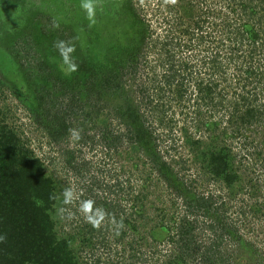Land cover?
I'll return each instance as SVG.
<instances>
[{
  "label": "rangeland",
  "instance_id": "obj_1",
  "mask_svg": "<svg viewBox=\"0 0 264 264\" xmlns=\"http://www.w3.org/2000/svg\"><path fill=\"white\" fill-rule=\"evenodd\" d=\"M95 1L0 0V121L68 186L57 239L78 264H264V125L237 122L244 58L222 36L238 14L227 0H194V18L181 0H106L107 14L89 15ZM129 106L139 122L122 117ZM211 152L232 184L211 173Z\"/></svg>",
  "mask_w": 264,
  "mask_h": 264
},
{
  "label": "trees",
  "instance_id": "obj_2",
  "mask_svg": "<svg viewBox=\"0 0 264 264\" xmlns=\"http://www.w3.org/2000/svg\"><path fill=\"white\" fill-rule=\"evenodd\" d=\"M1 1L7 2L9 0ZM31 1L29 0L26 7L33 10L39 9L34 7L35 2H39L40 5L43 4V0ZM86 1L88 2V0ZM227 1L230 6V13L238 14L239 18L232 24H225L222 36L227 31L226 39L233 44L232 51L235 52L236 56L244 58V64H239L237 68L242 71L240 79H243L245 83L240 91L241 94H238L239 99H234L235 112L238 113L237 122L240 126H251L256 123L264 125V105L254 104L264 101V0ZM181 3L184 12L189 14L190 18H194L196 11L194 0H181ZM91 5L97 15L98 13L100 15L107 14L111 9L110 3L106 0H96ZM130 25L139 26L133 22ZM246 39L248 43H245ZM245 44H248L246 46L248 54L243 51ZM258 53L259 55L255 58ZM216 61H218L217 58L213 59L211 63L215 65L212 68L218 73L223 67L220 61L215 63ZM4 63L6 67L10 66L0 58V64L3 65ZM212 80H207L205 86L200 88L201 92L206 91L208 98H212L213 93L218 88L217 84L212 83ZM227 80L230 81V79ZM200 84L201 86L204 85V81ZM178 92L179 97L182 98L181 89ZM240 106L242 107L241 111H239ZM72 113L74 111L68 109L66 117H70ZM122 117L131 122L140 121L131 106L123 112ZM66 124L64 133L59 134L58 139L63 138L70 129L68 120ZM114 134L111 135L108 144L113 145V143L121 142L122 134ZM128 135L130 133L126 132V138ZM139 135L145 136L148 135V132L140 128ZM35 151L29 140L24 142L14 129L4 125V121H0V264H78L74 260L72 251L68 248L67 241L57 239L52 220V213L55 211L60 198L58 191L61 190L60 192L65 193L68 186L60 185L62 188H59L57 183L59 181L55 178L56 173L52 176L47 174L45 161L39 158ZM68 158L72 159V157ZM159 158L157 155L152 159L154 168L161 165ZM209 169L213 175L222 178L227 185L236 180V176L230 172V167L225 158L218 153H210ZM142 199L145 201L146 195ZM198 204L201 203H197L199 208L204 206L203 203L201 206ZM188 205L190 204L188 203ZM134 227L137 226L134 225ZM164 229L166 230V228ZM190 233L191 229H187L177 232V235L179 237L185 235L182 240L185 245L182 248L189 252V256H193L195 253H193L194 248L191 246L192 242L188 240L189 237L186 240L187 234ZM180 239L171 238L170 241L178 244L181 243ZM214 250L216 251V249ZM169 264L187 263L181 257Z\"/></svg>",
  "mask_w": 264,
  "mask_h": 264
},
{
  "label": "clouds",
  "instance_id": "obj_3",
  "mask_svg": "<svg viewBox=\"0 0 264 264\" xmlns=\"http://www.w3.org/2000/svg\"><path fill=\"white\" fill-rule=\"evenodd\" d=\"M83 7H84L85 9H87L89 15L92 14V5H91L90 3H84V4H83Z\"/></svg>",
  "mask_w": 264,
  "mask_h": 264
}]
</instances>
